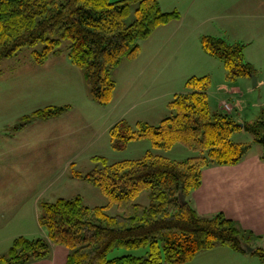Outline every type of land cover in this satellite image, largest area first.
Returning a JSON list of instances; mask_svg holds the SVG:
<instances>
[{
	"label": "trees",
	"instance_id": "obj_1",
	"mask_svg": "<svg viewBox=\"0 0 264 264\" xmlns=\"http://www.w3.org/2000/svg\"><path fill=\"white\" fill-rule=\"evenodd\" d=\"M136 3L139 7L130 21L131 7ZM179 19L177 11L163 12L159 0H0V62L43 42L46 47L42 53L34 52L40 65L60 54L63 43L69 42L68 57L82 71L92 100L109 106L116 89L114 70L125 60L139 58L141 43L155 30ZM57 31H61L60 39L53 38ZM201 46L209 56L223 62L227 80L257 76L254 66L246 61L245 45L203 36ZM210 83L207 76L190 78L187 92L168 105L174 115L158 126L138 122L133 128L122 121L110 130L115 149L149 141L154 149L182 145L200 156L176 161L149 151L140 159L116 163L103 156L94 157L91 172H74L73 177L98 189L108 204L91 207L80 196L43 202L39 222L48 238H16L8 252L0 255V264L46 259L53 246L69 251L66 264H187L218 245L248 252L246 246L261 240V236L243 229L223 213L203 217L189 204L192 192L202 185L206 168L235 166L247 155L252 143L233 142L236 134L251 133L254 142L264 149V134L258 129L264 122L241 124L234 114L212 110ZM69 109L54 106L36 111L24 117L16 129L34 120L57 118ZM147 190L152 191L151 205L137 204ZM180 194L187 205L182 204ZM114 206L120 213L111 216L109 210ZM115 247H148L149 253L146 258L108 260ZM252 254L264 261V249Z\"/></svg>",
	"mask_w": 264,
	"mask_h": 264
},
{
	"label": "rangeland",
	"instance_id": "obj_2",
	"mask_svg": "<svg viewBox=\"0 0 264 264\" xmlns=\"http://www.w3.org/2000/svg\"><path fill=\"white\" fill-rule=\"evenodd\" d=\"M120 1L124 0H111L113 3ZM164 1L169 4L168 6L173 4L174 9L165 12V7L162 5L163 12L177 11L180 14V10H183L184 14V9L189 2V0H159V3H164ZM176 4H179V11L176 10L178 8ZM138 7V3L132 5L130 21L135 17ZM228 14L229 11L224 12L225 16ZM212 18L214 20H210L209 23L224 22L219 14L210 15V19ZM253 22L258 25L264 20L254 19ZM228 30L231 36L235 35L234 30L231 28ZM53 38L60 39L61 31H57ZM260 42L261 40H258V43ZM68 44L69 42L65 41L63 51L50 56L44 66L37 65L34 58V52L42 53L46 47L43 42L25 47L16 56L0 62V210H4L0 211V216L2 217L7 212L6 208L15 206L25 209L26 214L31 213L33 219L28 221L27 227H18L21 230L29 229L26 234L35 236L26 238H41L39 233H35L40 231L36 225L35 215L36 212L41 215L43 202L53 203L61 198L72 199L81 195L88 206L102 207L108 204L107 199L98 189L88 182L72 177L74 172H80L83 175L91 172L94 168L92 158L96 156L106 157L110 163L140 159L149 151L176 161L200 156L198 152L182 145H176L169 150L154 149L149 141L131 142L124 148L115 149L112 148L110 142V132L102 134L107 125L117 123L118 120H124L133 128L137 122L158 126L162 120L174 115V111L170 110L168 105L177 95L187 92L186 83L193 74H197L198 78L204 76L210 78L208 96L212 110H220L222 102L234 103L237 114L239 112V117L236 118L238 121L247 124L264 122V84L251 90L247 85V79L235 82L227 80L223 62L216 59L213 61L219 65L217 68L212 66L210 70L206 68L189 71V54L185 55L186 62L179 63L178 69L170 71L168 79L164 76L161 82L158 81L155 85L150 82L156 81L157 78L147 80L146 77L141 76L143 72L141 65L144 60L140 62L138 60V62L123 61L112 74L116 85L113 101L109 106H102L92 100L82 71L70 62L66 49ZM252 50L256 56L257 46ZM257 64L259 67L256 71L264 79V59ZM49 106H68L72 108V112L70 116L62 118V123L58 124L57 122L34 120L25 126L28 127L24 131L25 134L17 136L16 127L24 117ZM61 124L62 127H60ZM50 128L61 129L64 138L59 142H53L55 136H49L47 130H41ZM258 129L261 134H264L263 125H260ZM43 132L45 135H42ZM76 133H80V139L71 143L72 138L76 136L73 134ZM232 140L241 144L252 143L247 152L248 161L262 158L263 145L255 143L251 133L240 132ZM257 172L264 175V169ZM8 202L14 205L12 203L8 205ZM136 203L150 206L152 191L143 192ZM22 213L21 215L20 213L5 214V216H18L19 224L22 225V222L26 225L23 219L26 217L25 212ZM119 213L116 206L109 210L111 216ZM16 223L17 220H14L13 225ZM240 224L239 226L244 229L243 226L253 223L240 222ZM18 229L12 231L13 235L17 236L19 233L26 232ZM10 247H0V253H7ZM148 253V247L139 249L115 247L109 252L107 259L113 260L123 256L146 258ZM201 262L196 263L194 259L189 264H201Z\"/></svg>",
	"mask_w": 264,
	"mask_h": 264
},
{
	"label": "crops",
	"instance_id": "obj_3",
	"mask_svg": "<svg viewBox=\"0 0 264 264\" xmlns=\"http://www.w3.org/2000/svg\"><path fill=\"white\" fill-rule=\"evenodd\" d=\"M176 2L178 3L179 1ZM159 4L160 7L164 5L165 12H170L174 9V5L170 4L172 6H168L169 4L166 1L164 3L160 2ZM176 5L178 7L176 10H178L179 4ZM227 5L230 6L227 7ZM184 11L183 14V10H180L182 15L181 19L158 28L148 40L142 42L140 57L131 61L135 62L138 60L140 62L144 60L143 65H141L143 67L141 76L143 78L146 77L147 80L154 77L157 78L156 81H151L150 84L155 85L158 81L161 82L164 76H167L168 79V75L171 73L170 71L178 69L179 63L186 62L187 58L185 55L188 54L189 71L206 68L210 70L212 66L215 68L219 67L213 61L216 58L209 56L202 49L201 38L203 36L224 38L228 43L244 44L246 47V61L252 64L256 70L258 69L259 66L257 63L262 62L264 59V22H259L257 25V23H252V21L254 19L264 20V0H189ZM227 11H229V14L225 16L224 12ZM212 14H219L224 22L221 24L209 23L210 20H214L213 18L210 19V15ZM227 28L234 30L235 35L231 36ZM258 40H261V42L258 43ZM255 46H257L256 56H254V50H252ZM70 62L72 63L71 60ZM45 63L40 65L44 66ZM196 75L193 74L190 78L197 77ZM257 78L258 86L263 85L264 79L258 74V71ZM246 79L248 80L247 85L249 89H254L251 86V78H244V80ZM71 112L72 108L67 113L62 114L61 117H57V119L44 121L57 122V124L59 122L62 123V118L70 116ZM234 114L236 117H239V112L237 114L236 107ZM122 121L118 120L117 123H110L104 128L102 134H109L110 130ZM239 123L244 122L239 121ZM60 127H62V124ZM27 128L18 130L17 136L25 134L24 131ZM41 130H47L49 136H55L52 140L53 142H59L64 138L63 131H60L61 129L59 128ZM242 132L244 133L245 131ZM79 134H73L76 136L72 138L71 143L80 139ZM42 135H45V132ZM110 142L112 148H114L112 140ZM247 158L248 154L235 166H210L206 168L203 171L202 185L199 189L192 192L189 197V204L203 217H213L217 213H223L239 224L240 222L253 223L243 227L245 230L252 231L257 236H261L262 241L258 240L253 242L251 246H246L248 252L245 253L234 251L227 246L218 245L212 250L199 253L195 258L196 263L202 261L201 264H250V262L251 264H264V261L252 254L257 249H264V185L262 184L264 183V175L257 172L264 169V160L259 157L257 160L248 161ZM73 179L76 178L73 177ZM78 196L82 197L81 195ZM82 198L84 200V197ZM13 199L15 200L17 198ZM11 203L8 202V205ZM12 204L14 205V203ZM5 210L7 211L5 214L9 215H17L19 213L21 215V212H23L22 214L25 212L26 217H23V219L26 221V225L22 222V225L19 224L18 216L7 217L5 214L2 217L0 216V247L12 246L18 236L35 237L26 234L29 232V229H18V227H27L28 221H32L33 216L31 213L26 214L25 209L17 206L6 208ZM0 211L4 210L2 209ZM39 219L40 215L36 212L35 221L40 231L35 233H39L41 238L47 239L46 231L41 227ZM14 220H17V223L13 225ZM14 229L26 232L20 234L18 231L19 235L15 236L12 233ZM248 247H251L253 251H249ZM4 254L0 253V255ZM68 256L69 251L67 249L53 246L52 254L48 258L33 261L29 264H66Z\"/></svg>",
	"mask_w": 264,
	"mask_h": 264
},
{
	"label": "built area",
	"instance_id": "obj_4",
	"mask_svg": "<svg viewBox=\"0 0 264 264\" xmlns=\"http://www.w3.org/2000/svg\"><path fill=\"white\" fill-rule=\"evenodd\" d=\"M220 111H222L223 113L229 114V115H233L235 113V107L233 106L232 103H227V102H222L220 104Z\"/></svg>",
	"mask_w": 264,
	"mask_h": 264
},
{
	"label": "water",
	"instance_id": "obj_5",
	"mask_svg": "<svg viewBox=\"0 0 264 264\" xmlns=\"http://www.w3.org/2000/svg\"><path fill=\"white\" fill-rule=\"evenodd\" d=\"M251 80H252V87L253 88H256L258 86V78H257V76H253L251 78ZM180 200H181V202H182L183 205H187L188 204V202L185 200L183 194H180ZM248 250L249 251H253V249L251 247H248Z\"/></svg>",
	"mask_w": 264,
	"mask_h": 264
}]
</instances>
